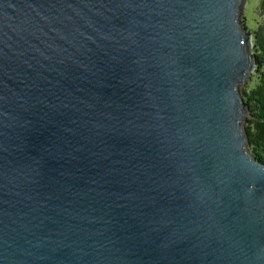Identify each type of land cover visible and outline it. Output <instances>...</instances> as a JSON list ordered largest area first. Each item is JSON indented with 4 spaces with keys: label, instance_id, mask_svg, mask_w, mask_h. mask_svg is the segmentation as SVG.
<instances>
[{
    "label": "water",
    "instance_id": "obj_1",
    "mask_svg": "<svg viewBox=\"0 0 264 264\" xmlns=\"http://www.w3.org/2000/svg\"><path fill=\"white\" fill-rule=\"evenodd\" d=\"M244 1L0 0V264H264Z\"/></svg>",
    "mask_w": 264,
    "mask_h": 264
},
{
    "label": "trees",
    "instance_id": "obj_2",
    "mask_svg": "<svg viewBox=\"0 0 264 264\" xmlns=\"http://www.w3.org/2000/svg\"><path fill=\"white\" fill-rule=\"evenodd\" d=\"M259 36L255 33V40ZM252 53L255 68L249 83L240 88L239 92L249 108L245 121L249 151L257 160L264 163V41H256Z\"/></svg>",
    "mask_w": 264,
    "mask_h": 264
},
{
    "label": "rangeland",
    "instance_id": "obj_3",
    "mask_svg": "<svg viewBox=\"0 0 264 264\" xmlns=\"http://www.w3.org/2000/svg\"><path fill=\"white\" fill-rule=\"evenodd\" d=\"M240 20L241 23L245 25L246 30L251 34L250 50L252 52V47L256 41H264V38H260V36L264 37V0H245ZM255 33L260 35L256 40L254 38ZM248 83L249 81L247 82V84Z\"/></svg>",
    "mask_w": 264,
    "mask_h": 264
}]
</instances>
